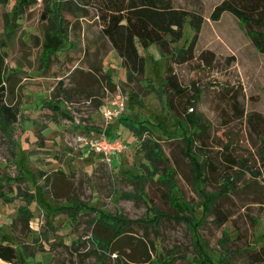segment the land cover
Here are the masks:
<instances>
[{"label": "rangeland", "instance_id": "374dc122", "mask_svg": "<svg viewBox=\"0 0 264 264\" xmlns=\"http://www.w3.org/2000/svg\"><path fill=\"white\" fill-rule=\"evenodd\" d=\"M19 1L0 0L6 99L18 108L8 132L0 128V239L16 246L20 261L14 264H210L208 258L215 264H250L246 249L264 245V179L253 173L262 170L264 53L233 14L210 19L222 0H172L174 7L204 19L195 58L172 64L189 95L193 84L200 91L194 111L205 128L194 136L190 131L192 140L183 138L186 124H176L165 104L160 88L166 58L156 43L138 45L144 72L128 81L119 56L102 37L93 6H85L84 16L61 10L65 45L45 54L40 45L49 25L41 17L44 0L13 15ZM54 22L62 27L60 20ZM184 34H193L187 22ZM204 49L215 54L211 66L196 59ZM97 66L101 73L90 68ZM104 72L112 75L114 90L102 79ZM117 92L125 97V110L106 131L127 150L109 165L80 147L76 137L99 131L104 104ZM141 123L151 131L137 136L134 128ZM146 149L157 151L158 170H172L176 197L156 173L135 189L132 177L153 170ZM56 170L63 175L55 177ZM215 201L228 216L222 225L205 209ZM20 206L31 212L25 235L20 224L12 223ZM106 220L124 225L125 231L114 234ZM16 234L33 256L24 255Z\"/></svg>", "mask_w": 264, "mask_h": 264}, {"label": "trees", "instance_id": "16d2710c", "mask_svg": "<svg viewBox=\"0 0 264 264\" xmlns=\"http://www.w3.org/2000/svg\"><path fill=\"white\" fill-rule=\"evenodd\" d=\"M32 1L34 0H20L17 9L19 11L14 10L13 15L19 16L22 7H28ZM90 5L97 12L102 37L106 39L110 47L119 56L128 81H136L138 76H142L144 72V56L139 52L138 45L145 48L151 42L156 43L159 51L166 58L165 74L160 90L162 94L166 95L165 104L168 110L175 118L176 124H186V130L183 135L185 140L190 139L188 138L190 131L193 136L202 133L205 125L202 123L200 115L194 111L200 91L193 84L194 91L189 95L188 88L180 83L172 66V64L187 63L195 58V45L204 21L202 15L194 11L174 7L172 0H44L41 17L49 25L43 30L40 41L42 52L49 54L55 50L62 49L61 47L65 45L67 22L64 23L61 17L58 16L61 10L73 13L76 16H84L87 15L85 6ZM224 12H229L238 19L254 47L259 52L264 53V0H222L214 6L209 17L216 21ZM56 19L61 21L62 27L54 22ZM186 22L193 32L192 35L187 36L184 34ZM178 42L181 43L179 46L176 45ZM196 59L199 60L201 66H211L214 62L215 54L209 49H204L198 53ZM2 65L3 58H0V128L4 132H8L11 124L17 121L18 108L11 100V97L6 99L7 76ZM90 68L98 73L102 72L101 66ZM102 79L109 89H115V83L110 72H104ZM9 91L11 92L12 90ZM89 94L93 96L92 93ZM65 99H68V97H65ZM100 105H102L101 101L97 100L95 107H99ZM234 108L237 112H241L236 108V104H234ZM188 109L191 110L188 111ZM134 129L137 136H142L144 129L151 131L150 126L146 123H141ZM107 134L110 135L111 133L107 132ZM262 150V170H257L253 173L254 176L260 175L264 179V137L262 138ZM186 151V154L189 155L190 151ZM156 152L150 149L145 150L146 158L152 162L153 170L151 173L145 172L144 174L142 172L132 177V181L136 186L135 189H142L145 179L150 178L149 176H153L156 173L161 181L169 182L167 184L169 193H171L172 197H176L175 193L178 189L174 183H170V180L172 181V170L169 167L166 168V166L162 170H158L155 165L158 159ZM207 166L208 164L204 162L203 168L205 170ZM200 174L201 168L200 170L197 168V175ZM58 175H63L61 170H56L55 177ZM55 177L53 182H55ZM46 183H48V180ZM23 192L24 194L35 195L34 192L29 190L26 191L24 189ZM3 194L4 189L0 182V199H2ZM218 206V201H215L212 206L207 205L205 209L214 213L217 224L222 225L228 220V216ZM64 207L68 210L74 209L75 206ZM93 208V206L89 207L91 210ZM30 218L31 212L29 208L27 206H20L17 210V215L12 219V223L20 224L21 230L19 233L21 235L29 232ZM123 223L124 221H122ZM106 224L110 225V228L116 235H120L125 231L123 229L124 225L122 226L114 220H106ZM21 235H15L17 244L21 247L25 256H33L34 253L29 251L27 246L21 241ZM101 240L103 241L104 239ZM103 242H106V240ZM245 253L247 261L250 264L264 262V245L257 249H246ZM0 260L7 264H14L20 261L16 246L5 239H0ZM208 261L210 264H215L211 258H208ZM33 264L45 263L37 261ZM189 264L201 263L193 260Z\"/></svg>", "mask_w": 264, "mask_h": 264}, {"label": "built area", "instance_id": "2783aa9c", "mask_svg": "<svg viewBox=\"0 0 264 264\" xmlns=\"http://www.w3.org/2000/svg\"><path fill=\"white\" fill-rule=\"evenodd\" d=\"M125 110V97L117 92L106 100L103 107V124L99 131L87 134H79L76 137V143L97 154L101 161H106L109 165L113 160L118 159L126 150V144L119 138L107 134V127L114 120L119 118Z\"/></svg>", "mask_w": 264, "mask_h": 264}, {"label": "crops", "instance_id": "0c3cea01", "mask_svg": "<svg viewBox=\"0 0 264 264\" xmlns=\"http://www.w3.org/2000/svg\"><path fill=\"white\" fill-rule=\"evenodd\" d=\"M139 50V49H138ZM140 52V51H139ZM141 53V52H140ZM142 54V53H141ZM144 56V55H143ZM157 89V88H156ZM113 126V125H112ZM111 126V127H112ZM96 156H98L97 154H96ZM119 159V158H118ZM118 159H116V160H114L115 162H117L118 161Z\"/></svg>", "mask_w": 264, "mask_h": 264}]
</instances>
